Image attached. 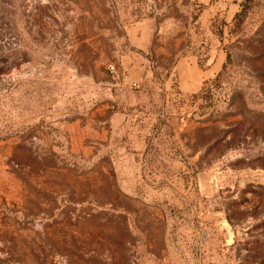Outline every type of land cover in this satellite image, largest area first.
<instances>
[{
	"label": "rangeland",
	"instance_id": "rangeland-1",
	"mask_svg": "<svg viewBox=\"0 0 264 264\" xmlns=\"http://www.w3.org/2000/svg\"><path fill=\"white\" fill-rule=\"evenodd\" d=\"M0 264H264V0H0Z\"/></svg>",
	"mask_w": 264,
	"mask_h": 264
},
{
	"label": "trees",
	"instance_id": "trees-1",
	"mask_svg": "<svg viewBox=\"0 0 264 264\" xmlns=\"http://www.w3.org/2000/svg\"><path fill=\"white\" fill-rule=\"evenodd\" d=\"M245 12H246V10L241 9L235 13L233 20H232L233 31H237L240 29L243 18L245 17ZM228 59H229V56H228ZM216 80H217V78L214 79V81H216ZM203 91H204V89H202L200 92H203ZM198 94H200V93H195L192 96L194 98H197Z\"/></svg>",
	"mask_w": 264,
	"mask_h": 264
},
{
	"label": "built area",
	"instance_id": "built-area-1",
	"mask_svg": "<svg viewBox=\"0 0 264 264\" xmlns=\"http://www.w3.org/2000/svg\"><path fill=\"white\" fill-rule=\"evenodd\" d=\"M109 68H110L111 70H113L114 67H113V66H109Z\"/></svg>",
	"mask_w": 264,
	"mask_h": 264
}]
</instances>
